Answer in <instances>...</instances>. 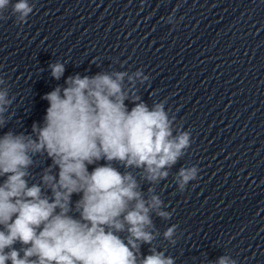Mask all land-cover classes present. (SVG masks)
Segmentation results:
<instances>
[{"label":"clouds","instance_id":"clouds-1","mask_svg":"<svg viewBox=\"0 0 264 264\" xmlns=\"http://www.w3.org/2000/svg\"><path fill=\"white\" fill-rule=\"evenodd\" d=\"M10 4L12 15L25 23L33 11L28 0H0V19ZM51 67L59 79L64 66ZM124 75L70 77L62 95L59 87L45 95L49 107L43 126L33 124L34 136L11 131L0 136V264H173L155 250L137 260L138 242L150 244L153 239L147 230L152 227L150 210L165 218L168 214L159 211L158 196L145 201L133 175L122 173L113 162L143 169L144 178L154 183L168 176L163 169L190 146V134L173 137L162 104L150 110L146 103L133 101L129 110L121 85ZM5 96L0 92V126L9 103ZM38 154H46L52 165L41 184L29 186L28 169ZM101 160L106 163L98 164ZM196 177L195 166L182 168L181 189ZM73 194L80 195L74 205L79 218L70 215ZM125 230L127 243L118 235ZM17 243L22 249L14 247ZM218 264L236 262L221 257Z\"/></svg>","mask_w":264,"mask_h":264},{"label":"water","instance_id":"water-1","mask_svg":"<svg viewBox=\"0 0 264 264\" xmlns=\"http://www.w3.org/2000/svg\"><path fill=\"white\" fill-rule=\"evenodd\" d=\"M193 166L196 179L181 189L180 170ZM163 170L168 176L154 183L144 178L143 169L130 171L143 199L158 196L159 211L168 214L165 218L150 210L152 227L147 230L153 239L138 242V261L155 250L173 264H218L221 257L236 264H264V130L184 151ZM78 199L80 195L72 198L70 212L76 218ZM169 228L173 234L166 238ZM118 235L127 243L126 230Z\"/></svg>","mask_w":264,"mask_h":264}]
</instances>
